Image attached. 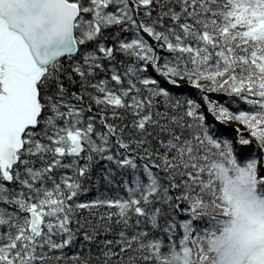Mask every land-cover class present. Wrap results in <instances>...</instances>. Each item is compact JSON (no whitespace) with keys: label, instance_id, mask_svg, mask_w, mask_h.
Segmentation results:
<instances>
[{"label":"snow or ice","instance_id":"obj_1","mask_svg":"<svg viewBox=\"0 0 264 264\" xmlns=\"http://www.w3.org/2000/svg\"><path fill=\"white\" fill-rule=\"evenodd\" d=\"M0 264H264V0H0Z\"/></svg>","mask_w":264,"mask_h":264}]
</instances>
